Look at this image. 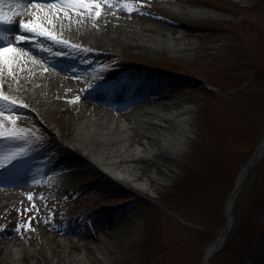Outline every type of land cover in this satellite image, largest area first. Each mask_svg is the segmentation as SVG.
<instances>
[{
    "label": "rangeland",
    "instance_id": "374dc122",
    "mask_svg": "<svg viewBox=\"0 0 264 264\" xmlns=\"http://www.w3.org/2000/svg\"><path fill=\"white\" fill-rule=\"evenodd\" d=\"M155 1L181 6L201 17L163 12L152 6ZM125 4L122 2L118 8L103 5L92 11H100V17L110 9L133 17L142 15L150 22L165 19L171 26L186 23L193 28L192 35L185 36L188 29L177 27L176 36H184L195 47L202 46L205 37L210 38L209 51L215 58H204L207 51L200 49L187 54L143 53L136 49L128 54L90 51L86 54L88 61L102 74H93L86 82L74 75L70 79L80 86L79 91L86 92L97 77H102L103 83L112 82L111 90L118 84L122 91L136 86L145 77L136 76V69L146 71L145 75L163 76L161 85L181 83L186 87L196 83V90L189 95L193 102L184 104L193 113L186 119L179 118L188 132L179 162L171 166L172 172L162 182L144 178L149 189L143 192L106 170L102 169V173L113 179L114 186L100 185V175L83 162L64 164L58 167L62 174L56 175L59 192L49 186L54 195L49 198L43 194L48 186L43 190L32 186L38 194L27 202L25 198L10 199L9 204L17 207L13 206L7 215L0 214V219L5 220L1 226L13 224L14 235L21 237L24 249L41 257L45 253L39 243L48 239V226L59 232L65 230L79 241L73 226L75 217L101 218L121 229L123 239L113 241L127 250L104 257L97 253L96 261L80 264H204L206 250L226 228L225 207L238 176L264 140V0H143L131 12L125 10ZM91 21L95 22L94 18ZM25 37L18 40L29 41ZM48 40L51 39L44 38L39 43ZM22 49L30 51L28 47ZM228 51L233 54L231 59H220V54ZM155 110L159 120L154 121L155 115H151L147 117L149 125L165 124L171 117L160 107ZM7 117H11L9 112L2 111L0 125L28 126L60 136L57 123L47 129L40 121L21 123ZM28 137L35 136L25 135ZM61 142L73 147L71 141ZM124 187L134 191L127 192ZM241 187L232 207L233 226L221 250L208 259L209 264H264V157L249 171ZM33 206L38 211L25 212ZM31 238L39 240L30 242ZM73 252L81 258L79 247Z\"/></svg>",
    "mask_w": 264,
    "mask_h": 264
},
{
    "label": "bare ground",
    "instance_id": "6f19581e",
    "mask_svg": "<svg viewBox=\"0 0 264 264\" xmlns=\"http://www.w3.org/2000/svg\"><path fill=\"white\" fill-rule=\"evenodd\" d=\"M11 1V4L19 5L13 9L17 13L34 10L27 0ZM55 6L57 8L56 4ZM152 6L173 15L201 17L198 13L178 5L169 6L154 2ZM4 11L12 15L7 7H4ZM74 11L76 13L84 10L76 8ZM76 16L74 20L60 13L45 14L42 18L26 16L23 17L24 20L12 16L14 21H24L38 26L37 32L43 30L51 32L58 40L68 41V45L55 43L52 40L41 44L36 39L38 36L23 32V29L16 24L9 29L8 37L15 43L20 34L32 36L30 40L32 42L26 44L32 54L23 50L22 48L26 46L20 44L14 46L16 52H8L6 56H0V97H8L7 101L0 100V108L9 112L13 121L19 120L21 123L40 121L47 129L57 123L60 136L50 135L43 130L38 132L28 126L0 125V133H11L13 130L19 133L22 130L24 137L32 134L35 136L21 139L0 138V163H7L5 157L13 153L11 149L15 153L28 150L33 160L47 159L55 165L53 172L43 173L44 175L52 176L54 173L60 175L62 171L58 167L83 162L100 175L97 180L100 185L111 187L115 184L113 179L103 175V169L127 183L135 184L143 192L149 189V186L142 180L162 182V179L168 178L172 172L171 166H175L181 158L188 132L184 127L186 125L183 121H179V118L186 119L184 117L187 114L193 113L192 108L184 104L188 101L193 102V97L189 95L196 90V83L186 87L184 86L186 84L181 83L161 85L165 80L163 76L155 73L145 75L144 70H134L136 76L145 77L136 86L130 85L128 92H134L137 99H147L155 104V107L168 111L171 117L165 120V124L149 125L145 120L150 114L149 109L141 108L142 113L139 111L138 114L139 122L130 120L125 114L122 117L126 119L125 124L121 125L119 123L122 118L119 113L113 111L114 117H112L104 111L95 109L91 100L86 101L83 98L85 93L78 90L79 86L71 81L70 76L76 75L79 81L83 82L89 78L91 70H94V73L98 72L95 65H92L86 57L90 51L128 54L129 50L136 49L143 53L187 54L190 50L200 49L202 52L207 51L206 55H203L204 58L205 56L215 58V55H210L211 50L209 51L212 41L205 37L202 39L204 44L196 47L191 41L187 43L184 36H176V28L188 29L185 36H191L193 28L182 22L171 26L165 19H160V22H150L142 18V15L133 17L123 13L116 14L110 10H105L99 19L93 17L95 22H92L88 16L83 18L77 14ZM44 38L39 36L42 42ZM81 48L86 50H80ZM220 55L222 60L226 58L230 60V56H233L230 51L228 54ZM121 94V90L117 87L113 92L105 93L104 99L117 108H125L127 105L121 104L123 100ZM10 101H14L15 104L9 103ZM181 102L183 104H180ZM65 115H68V119H65ZM157 117L156 113L154 117L156 122L159 120ZM72 122H76V125L73 126ZM61 139L73 142V147L61 142ZM137 144L139 146L136 147ZM83 153H86L87 158L83 157ZM38 169L43 172L42 167ZM52 180H55L54 176ZM241 181L242 178L239 177L237 182ZM54 182L56 183L52 181V185ZM43 184L49 183L40 180L33 167L20 158L10 164V170L0 169V185L7 189L0 194L4 200L12 197L28 198L25 190L29 186L37 185L44 189ZM124 188L128 190L127 192L134 191ZM2 199H0V214L7 215L17 207L15 204H3ZM234 202L231 199L227 207L230 227L234 223L231 218ZM74 220V231L79 236V241L70 237L65 231L58 232L48 226L46 230L48 239L39 243L45 253L40 257L24 249L26 247L23 246L21 237L14 235L13 224L1 226L5 220L0 219V264H80L81 261H96L97 253H102L104 257V255H118L127 250L114 244L113 238L116 241L123 239V234H120L121 229L114 222L101 218L91 220L89 216L75 217ZM97 229L102 232H98ZM262 237L264 238V235ZM38 240L31 238L29 241ZM224 242L225 240L222 239L218 243L220 248ZM214 246L207 249L205 257L211 253ZM76 247H79L81 252L78 256L81 257L80 259L73 252Z\"/></svg>",
    "mask_w": 264,
    "mask_h": 264
},
{
    "label": "snow or ice",
    "instance_id": "6c2138e0",
    "mask_svg": "<svg viewBox=\"0 0 264 264\" xmlns=\"http://www.w3.org/2000/svg\"><path fill=\"white\" fill-rule=\"evenodd\" d=\"M45 2H47V0H45ZM108 8H111L112 5L109 4L107 5ZM4 7H7L9 9V12L12 13V15H9L8 13H6L4 11ZM19 7L18 4H9L6 2V0H0V25H13L16 24L19 27H21L23 29V31H25L26 33H32L33 36H45L47 38H50L53 42L55 43H62L65 45H68V41L66 40H58L57 37L55 35H53L51 32H48L47 30H43L40 32H37V27L38 26H34L31 23L28 22H24V21H14L12 19V16L14 15H18L19 13L14 12L13 9ZM70 7L72 8H79V9H83L84 11H77L76 14L78 16H80L81 18L88 16L89 18H95V19H99L100 17V11H95L93 12L92 9H101L102 6L99 3H88L87 0H71L70 3ZM125 10L131 12L133 11L132 8H130L127 4L124 5ZM67 13H65V16L67 17ZM95 26V25H94ZM8 32L9 29H4V30H0V41L4 42L3 44H0V56H6V54L8 52H16L17 49L15 47H13L14 44V40H10L8 37ZM23 39V38H21ZM72 47H78L77 45H70ZM80 50H86L81 48ZM60 53H57V55H59ZM7 63V61H5ZM0 100H4L7 101L8 97L3 96L0 97ZM9 103L11 104H15L14 101H10ZM26 107V105H25ZM3 109L0 108V112H2ZM7 119L9 121H11V117H7ZM0 138L3 139H21V138H25L23 136V132L21 130V132L17 133L15 130H13L11 133H0ZM25 153L23 151L21 152H16V153H12L11 155L5 157L7 163H0V167H6L7 165H10L13 163V161H15L16 159H18L19 157L23 156ZM29 200H32V196L28 197ZM28 211H38V209H35L34 206L32 208L29 209H25V212ZM29 226H30V218H29ZM19 231V230H18Z\"/></svg>",
    "mask_w": 264,
    "mask_h": 264
},
{
    "label": "water",
    "instance_id": "95a60500",
    "mask_svg": "<svg viewBox=\"0 0 264 264\" xmlns=\"http://www.w3.org/2000/svg\"><path fill=\"white\" fill-rule=\"evenodd\" d=\"M261 149H264V140H263V143L260 145V147L254 152V154H253V156L250 158L249 162L245 165V168H243V171H242V181H241L240 183H237L236 186H234L235 189H234L232 195L230 196V199H229V201H228V203H227V205H226V207H225V208H226V215H227L226 218H227V219H229L228 217L230 216V215H229V212H228V208H227V207H228V204H229V202L231 201V199H233V200L235 201V199H236L235 196H237L238 192L240 191L241 186H242V182H243V180L245 179V175H247V172H248L251 168H253L254 165H256V164L261 160V158L263 157V156H261V154L263 153V155H264V150L261 151ZM229 227H230V225H227V227H226L224 233H223L219 238L216 239V242L214 243L215 246H214L213 249H211V250H212L211 253L207 256V258H206V260H205V264H208V259H209V257H210L212 254H214L216 251L219 250L220 245H218V243H219L223 238H225L227 232H228L229 229H230Z\"/></svg>",
    "mask_w": 264,
    "mask_h": 264
}]
</instances>
